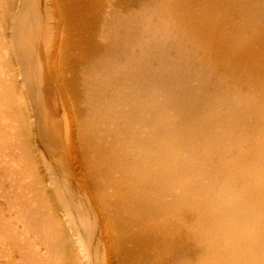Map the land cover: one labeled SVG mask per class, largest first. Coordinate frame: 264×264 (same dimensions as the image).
Listing matches in <instances>:
<instances>
[{"label": "bare ground", "instance_id": "6f19581e", "mask_svg": "<svg viewBox=\"0 0 264 264\" xmlns=\"http://www.w3.org/2000/svg\"><path fill=\"white\" fill-rule=\"evenodd\" d=\"M42 3L2 5L0 258L264 264V0Z\"/></svg>", "mask_w": 264, "mask_h": 264}, {"label": "rangeland", "instance_id": "374dc122", "mask_svg": "<svg viewBox=\"0 0 264 264\" xmlns=\"http://www.w3.org/2000/svg\"><path fill=\"white\" fill-rule=\"evenodd\" d=\"M6 1V0H5ZM4 0H3V2H2V0H0V19L3 21V18L5 17L4 16V14H3V7H5V6H2L3 4L4 5H7L8 3H9V1L10 0H7L6 2H5ZM43 1V3H42V10L44 11V4H45V0H42ZM8 2V3H7ZM7 3V4H6ZM6 15V14H5ZM5 32H7L6 31V27H5ZM13 64V65H11V64ZM15 62H14V58L12 57V58H10L9 59V61H8V69H6V67L7 66H4L3 68H2V70H3V75H2V78L4 77V76H14L15 75V73H13V70L15 69ZM204 69H203V71L205 72L204 73V75L202 74V79H203V81H209V79H208V75L206 74L207 72H208V63L206 62L205 63V65H204ZM8 70L10 71L9 72V75L7 74V75H5L6 74V71H7V73H8ZM5 71V72H4ZM5 73V74H4ZM12 73V74H11ZM221 74H219V76H220ZM5 78V77H4ZM3 78V79H4ZM181 79H184L183 81H181L182 83L181 84H184L183 82H185L186 81V78H188L187 76L186 77H184V78H182V77H180ZM213 79H215V77H212ZM220 78H224V77H220ZM16 79H18V81H20V79L19 78H16ZM15 79V80H16ZM181 84H179L180 86H176V85H169L170 86V93H172V94H176V92L178 93V90L177 89H179V90H181L182 88H184V86L183 85H181ZM207 84V83H206ZM212 84V83H211ZM230 85H232V80L230 79ZM13 88L12 89H14V88H16V85L14 86H12ZM211 89H212V93H211V95H209V96H213L214 94H213V92L217 89V87H214V86H211ZM174 91V92H172V91ZM176 90V91H175ZM19 92V91H18ZM13 95L15 96V93H13ZM17 96V95H16ZM15 96V97H16ZM213 99H214V97H212ZM17 104L19 105V102H17ZM220 117V116H219ZM218 117V118H219ZM220 119H224V117H220ZM42 152H46L47 150L43 147V148H41L40 149ZM49 158V157H48ZM230 158V157H229ZM45 162H47L48 163V159L45 161ZM40 166H42V172H43V174H44V170H45V168H44V163L42 162V161H40ZM48 166H49V164H48ZM49 194L51 195V196H54V194L53 193H50L49 192ZM0 203L1 204H3V203H5V200L3 199V198H0ZM86 203V202H85ZM14 255V256H13ZM12 255V257H10V259L7 261H5L4 259H2V258H0V264L2 263V264H21V260H23L22 259V257L19 255V253H18V251L16 250V252H14V254ZM19 258V259H18ZM10 261H13V262H10ZM18 262V263H17Z\"/></svg>", "mask_w": 264, "mask_h": 264}]
</instances>
